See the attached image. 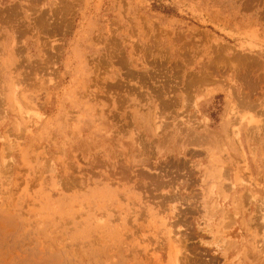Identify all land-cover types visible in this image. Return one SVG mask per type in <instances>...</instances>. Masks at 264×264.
<instances>
[{
	"label": "rangeland",
	"instance_id": "rangeland-1",
	"mask_svg": "<svg viewBox=\"0 0 264 264\" xmlns=\"http://www.w3.org/2000/svg\"><path fill=\"white\" fill-rule=\"evenodd\" d=\"M0 264H264V0H0Z\"/></svg>",
	"mask_w": 264,
	"mask_h": 264
}]
</instances>
